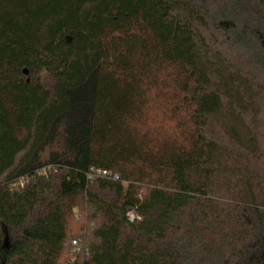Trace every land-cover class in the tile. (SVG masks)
Segmentation results:
<instances>
[{
    "label": "trees",
    "instance_id": "1",
    "mask_svg": "<svg viewBox=\"0 0 264 264\" xmlns=\"http://www.w3.org/2000/svg\"><path fill=\"white\" fill-rule=\"evenodd\" d=\"M0 264H264V0H0Z\"/></svg>",
    "mask_w": 264,
    "mask_h": 264
},
{
    "label": "built area",
    "instance_id": "2",
    "mask_svg": "<svg viewBox=\"0 0 264 264\" xmlns=\"http://www.w3.org/2000/svg\"><path fill=\"white\" fill-rule=\"evenodd\" d=\"M96 175L97 176H102V177H105V176H109V174L106 172V171H97L96 172ZM114 180H118V177H113ZM24 186V180H21L20 183H19V187H23ZM129 219L131 221H134V220H139L140 218L133 212L129 213L128 215ZM76 245V243H74Z\"/></svg>",
    "mask_w": 264,
    "mask_h": 264
}]
</instances>
